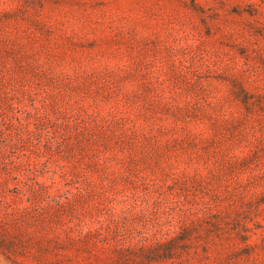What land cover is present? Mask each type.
Wrapping results in <instances>:
<instances>
[{
    "label": "rangeland",
    "instance_id": "1",
    "mask_svg": "<svg viewBox=\"0 0 264 264\" xmlns=\"http://www.w3.org/2000/svg\"><path fill=\"white\" fill-rule=\"evenodd\" d=\"M0 68L4 226L3 206L31 200L51 214L62 202L64 214L91 225L114 209L125 228L151 236L195 222L180 262L236 264L225 260L232 239L206 224L230 211V226L248 222L264 258V203L255 209L264 197L254 193L264 191V0H0ZM123 72L133 74L121 86ZM241 85L248 102L236 95ZM119 91L141 104L149 96L161 116V141L147 140L154 156L137 150L134 167L119 152L132 174L106 167L96 157L102 142L78 132L80 118L105 121L124 108ZM47 116L80 122L48 135L37 122ZM232 152L251 160L235 167ZM132 193L149 199L145 210L125 208ZM0 264H10L1 251Z\"/></svg>",
    "mask_w": 264,
    "mask_h": 264
},
{
    "label": "trees",
    "instance_id": "2",
    "mask_svg": "<svg viewBox=\"0 0 264 264\" xmlns=\"http://www.w3.org/2000/svg\"><path fill=\"white\" fill-rule=\"evenodd\" d=\"M0 72H4V69L0 68ZM130 74L133 73L123 72L120 75L121 86L124 85V81ZM143 85L150 88L146 78ZM239 94L244 98L243 101L248 102L249 91L243 85L236 91L237 97ZM115 95L119 99L125 100L127 105L123 106L124 108L113 109L112 115L105 121L93 118L92 114L87 116L89 120L85 117L80 118L82 122L65 119L52 120L47 116V119L37 120L44 126L40 132L47 131L49 135L51 126H54L56 131H60L61 125L70 126L80 122L79 133L83 136H91L93 141L100 140L102 142L96 151L97 160H102L108 168L118 164L123 166L125 172L132 174L129 172L131 164L122 160L119 152L125 150L131 157L134 167L139 166V158L135 154L137 150L145 148L149 156H154L156 148L149 142L151 138L161 141L158 138L159 127L156 121L161 116L158 115L157 105L149 96L141 104L134 98V95L127 92L119 91ZM61 109L57 108V111L63 114ZM75 112L80 114V110ZM141 114L144 115V118L141 117ZM23 123L21 122L22 126H24ZM92 123L98 127V130H93ZM175 125L177 124L175 123ZM160 128L162 127L160 126ZM228 154L234 160L235 167L242 168L248 165L251 160L250 155L240 156L234 152ZM116 158L118 159L116 160ZM119 158L122 161H119ZM158 162H160L159 159ZM133 175L135 174L133 173ZM188 178L190 175L185 176L183 180ZM6 180L8 181L7 177L0 176V182L3 181L6 184ZM150 181L148 185L154 187V178ZM8 187L5 185L4 188ZM254 193H260V197H264V191H255ZM124 196H128V194ZM151 198L159 200V197L154 194L151 195ZM130 199L132 202L129 206L124 204L125 208H131L129 210H145L146 203L149 201L139 193H132L127 197V201ZM250 202H254V198H250ZM261 203H264V198L256 201L255 209ZM3 207V213L10 215V218L6 220V226L0 220V251L10 264H182L180 262L181 254L185 251L189 252L188 245H190L192 230L196 225L195 222H184L173 234L159 232L151 236L147 233L137 232L139 230L130 231L125 228L120 224L121 219L114 216L116 214L114 209L109 221L107 218L101 217L97 221V225H91L85 218H76L77 220H75L74 216L64 214L62 202H58L59 211L55 214L45 212L43 206H36L32 200L30 204L10 208L11 211L7 206ZM228 212L230 211H226L224 214L212 213L210 215L212 219L206 220V224L209 222L207 226H213L219 238L224 237L233 241L234 249L226 255L227 259L225 260L231 262L234 258L238 264L246 256L250 257L254 264H264V258L255 249L258 243L250 242L248 222L245 221L242 228L235 223H233L234 226H230ZM259 227L262 228L264 225L261 224ZM243 231L247 234L241 233ZM244 247L247 250L240 251ZM262 247L264 248V243Z\"/></svg>",
    "mask_w": 264,
    "mask_h": 264
}]
</instances>
